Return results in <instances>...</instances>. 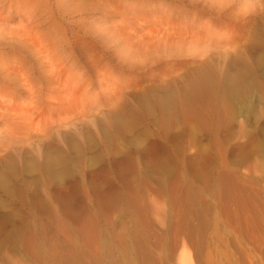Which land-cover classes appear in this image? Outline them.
I'll return each mask as SVG.
<instances>
[{
  "label": "rangeland",
  "instance_id": "obj_1",
  "mask_svg": "<svg viewBox=\"0 0 264 264\" xmlns=\"http://www.w3.org/2000/svg\"><path fill=\"white\" fill-rule=\"evenodd\" d=\"M262 48L264 0H0V264H264Z\"/></svg>",
  "mask_w": 264,
  "mask_h": 264
},
{
  "label": "bare ground",
  "instance_id": "obj_2",
  "mask_svg": "<svg viewBox=\"0 0 264 264\" xmlns=\"http://www.w3.org/2000/svg\"><path fill=\"white\" fill-rule=\"evenodd\" d=\"M259 41H260V39H259ZM261 42H262V41H261ZM262 49H264V48H262ZM262 52H263V51H262ZM262 52H261V53H262ZM262 55H263V53H262ZM256 57H257V56H256ZM260 57H261V56H260ZM256 59H257V58H256ZM258 59H259V58H258ZM260 60H261V59H260ZM263 61H264V59H263ZM261 64H262V62H261ZM230 67H231V66H230ZM234 67H235V66H234ZM239 68H240V67H239ZM263 68H264V67H263ZM201 69H202V68H201ZM203 69H204V68H203ZM237 69H238V68H237ZM241 69H242V67H241ZM241 69H239L237 72L234 71L235 73H233L232 76H227L228 82L230 81V82H229V83H230L229 88L232 89V91H229V92H230V93L232 92L231 94H233V95L236 94L235 92H233V90H235V91H237V92L241 90L240 87H239V83H238V81H242V80H238V79H239L242 75L245 74L244 72H242L243 70H244V71H247V70H245V68H243V70H241ZM240 70H241V71H240ZM204 72H205V71H204ZM208 72H209V71H208ZM226 72H229V71H226ZM248 72H249V71H248ZM230 73H231V72H229V75H231ZM246 73H247V72H246ZM211 74H212V73H211ZM225 74H227V73H225ZM245 75H247V74H245ZM199 76H203V75L200 74ZM214 76H215V75H214ZM221 76H222V75H221ZM204 77H205V76H204ZM207 77H208V76H207ZM215 77H216V76H215ZM219 77H220V76H219ZM223 77H224V76H222V78H223ZM186 78H187V77H186ZM224 78H225V77H224ZM198 79H199V78H198ZM202 79H204V81H205V78H202ZM208 79L211 80L210 77H208ZM208 79H207V80H208ZM217 79H218V78H217ZM196 80H197V79H196ZM212 80H213V81H212ZM212 80H211L212 83H214L215 80H214V79H212ZM218 80H219V79H218ZM222 80H223V79H222ZM224 80H225V79H224ZM243 80H244V79H243ZM249 80H250V79H249ZM202 81H203V80H202ZM246 81H247V80H246ZM252 81H253V80H252ZM209 82H210V81H209ZM209 82H207L208 85H209V84L212 85V83H209ZM220 82H221V85H223V86L226 85V84H223V83H222L221 78H220V80H219V83H220ZM224 82H225V81H224ZM228 82H227V83H228ZM250 82H251V81H250ZM253 82H254V81H253ZM215 83H216V82H215ZM215 83H214V84H215ZM246 83H248V82H246ZM255 83H256V82H255ZM216 84L218 85V83H216ZM242 84H243V83H242ZM249 84H250V83H249ZM208 85H207V86H208ZM250 85H253V84L251 83ZM219 86H220V85H219ZM151 87H152V86H151ZM209 87H210V85H209ZM214 87H215V86H214ZM224 87L226 88V86H224ZM227 87H228V86H227ZM181 88H182V87H181ZM212 88H213V87H212ZM225 88H224V89H225ZM247 88H248V87H247ZM150 89H151V88H150ZM183 89H184V88H183ZM219 89H220V88H219ZM249 89H250V87H249ZM249 89H248V90H249ZM229 90H230V89H229ZM245 90H246V89H245ZM171 92H172V91H171ZM229 92H228V93L226 92V94H229ZM146 93H147V92H146ZM244 93H245V91H244ZM145 95H146V94H145ZM171 95H172L171 93H168V94H166L165 96H163L162 98H160L159 96H157L156 99H157V101H158L159 99H161L160 101H161V103H162V104L164 105V107H165L166 105H168V104L170 103V100H172ZM218 95H219V94H218ZM172 96H173V95H172ZM158 97H159V99H158ZM171 102H172V101H171ZM76 105H77V104H76ZM160 107H161V106H160ZM161 108H163V107H161ZM166 108H167V107H166ZM77 109H78V108H77ZM163 109H164V108H163ZM172 112H173V111H172ZM151 115H152V114H151ZM181 115H182V114H181ZM52 118H53V117H52ZM133 141H134V140H133ZM72 146H73V145H72ZM56 150L58 151V150H60V149L58 148V149H56ZM39 151H40V150H39ZM47 151H48V150H47ZM50 151H51V150H50ZM57 151H56V152L53 151V152L56 153V155H58ZM53 152H52V153H53ZM58 152H59V151H58ZM35 153H36V152H35ZM45 153H46V152H45ZM37 155H38V154H37ZM41 155H42V154H41ZM41 155H39V156H41ZM53 155H54V154H53ZM43 157H44V158H42V160H44V161H43L44 165H42V163H40V164L43 166V169L45 168L44 166L50 168V167L53 165L52 162L55 161V158H53V156H52L51 154H43ZM57 157H58V156H57ZM40 158H41V157H40ZM40 158H39V159H40ZM33 159H35V156L33 157ZM36 159H37V157H36ZM41 162H42V161H41ZM40 164H39V165H40ZM39 165H38V167H40ZM53 166L55 167V164H54ZM25 167H26V166H25ZM26 168H27V167H26ZM28 168H30V166H28ZM28 168H27V169H28ZM48 168H47V169H48ZM51 168H52V167H51ZM51 168H50V169H51ZM45 170H46V169H45ZM45 170H44V171H45ZM52 170H53V169H52ZM50 171H51V170H50ZM46 172H47V170H46Z\"/></svg>",
  "mask_w": 264,
  "mask_h": 264
}]
</instances>
